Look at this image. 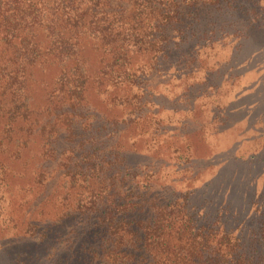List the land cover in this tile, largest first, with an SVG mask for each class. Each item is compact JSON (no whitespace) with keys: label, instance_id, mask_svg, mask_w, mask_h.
I'll return each instance as SVG.
<instances>
[{"label":"rangeland","instance_id":"rangeland-1","mask_svg":"<svg viewBox=\"0 0 264 264\" xmlns=\"http://www.w3.org/2000/svg\"><path fill=\"white\" fill-rule=\"evenodd\" d=\"M258 3L264 14V0ZM240 23L242 30L248 29L246 20ZM252 30L248 40L226 36L206 48L189 76L173 70L154 75L150 86L161 109L134 121L114 102L111 90L94 83L87 88L92 112L83 117L73 110L79 124L71 130L69 118L57 116L60 111L49 108L48 100L52 93L62 97L64 78L58 77L67 63L49 57L33 68L27 103L34 112L27 118L9 116L8 100L5 112L0 110V264H109L110 257L97 260L92 254L94 247L101 252L103 227L94 221L99 213L89 217L77 210L107 193L101 183L109 174L100 170H108L103 156L112 158L113 149L129 152L131 166L148 164L143 174L155 190L174 196L194 191L199 213L209 212L212 220L233 189L235 205L244 207V223L232 219L229 242L240 235L246 246L258 244L264 256V218L257 215L264 212V28L255 25ZM37 41L41 47L47 44L43 34ZM236 41L244 43L239 51ZM85 53L86 69L99 71L100 56L89 48ZM204 74L209 75L207 97L195 99L189 111L182 95L188 90L190 97L198 95L203 86L197 81ZM60 99L61 106L68 105ZM111 120L119 122L117 127L108 124L99 133L86 128ZM69 165L72 171L65 168ZM258 195L262 202L250 201ZM66 214L74 218L65 220ZM59 219L63 225L55 223ZM68 233L75 237L74 249L64 240Z\"/></svg>","mask_w":264,"mask_h":264},{"label":"trees","instance_id":"trees-1","mask_svg":"<svg viewBox=\"0 0 264 264\" xmlns=\"http://www.w3.org/2000/svg\"><path fill=\"white\" fill-rule=\"evenodd\" d=\"M258 1L0 0V110L5 112L3 104L8 100L9 116L29 117L34 112L27 103L31 70L53 57V62L67 63V68L64 66L58 77L64 78L59 85L63 95L52 93L48 97L49 108L57 106V116L64 113L71 130L79 124L74 121L77 116L73 110L83 117L92 112L87 88L89 91L94 83L113 92L112 99L123 107L131 121L155 116L161 108L153 100V76L161 70L189 76L197 70L205 49L221 38L244 41L254 36L252 27L264 28L263 8ZM242 19L247 21V30H242L243 22L237 24ZM40 34L47 41L45 47L37 41ZM243 41H236L237 51L244 47ZM88 48L100 56L99 71L86 69ZM197 84L203 86L198 95L190 97L189 90L182 95L189 111L195 99L207 97L209 75L204 74ZM60 98L68 105L61 106ZM92 118L95 120L96 116ZM118 123L94 122L86 128L99 133ZM47 125L54 127L55 121ZM113 150L112 158L103 156L108 170H100L109 174L110 179L101 183L107 193L77 210L89 217L99 213L94 221L103 227L99 238L101 252L96 247L92 251L97 260L110 257L109 264H264L258 244L246 246L240 235L229 242L233 234L229 224L232 219L241 223L244 210L235 205L233 189L212 220L209 212L199 213L194 191L174 196L164 189L155 190L143 174L148 164L131 166L129 152ZM99 153H104V149H99ZM69 166L65 168L72 171ZM106 180L110 182L106 184ZM261 200L262 195L250 199L256 204ZM257 215L264 218L262 210ZM64 218L74 216L66 214ZM55 223L63 225L60 219ZM69 233L64 240L74 249L75 237Z\"/></svg>","mask_w":264,"mask_h":264}]
</instances>
